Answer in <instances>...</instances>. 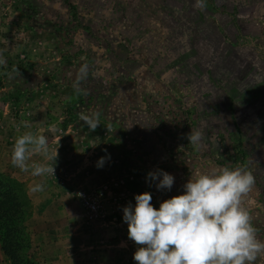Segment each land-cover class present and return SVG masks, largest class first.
Here are the masks:
<instances>
[{"label":"rangeland","instance_id":"rangeland-1","mask_svg":"<svg viewBox=\"0 0 264 264\" xmlns=\"http://www.w3.org/2000/svg\"><path fill=\"white\" fill-rule=\"evenodd\" d=\"M0 61V180L22 210L27 264H136L123 208L150 192L158 209L223 166L252 171L264 240V0H0ZM93 112L90 131L80 115ZM27 131L57 148L54 176L12 164ZM158 170L174 176L170 190L146 180ZM103 185L88 221L78 195Z\"/></svg>","mask_w":264,"mask_h":264},{"label":"clouds","instance_id":"clouds-1","mask_svg":"<svg viewBox=\"0 0 264 264\" xmlns=\"http://www.w3.org/2000/svg\"><path fill=\"white\" fill-rule=\"evenodd\" d=\"M196 6L204 7L205 0H196ZM80 119L90 131L100 125L99 112L81 114ZM200 139L199 131L188 134L189 142ZM37 154L44 159L32 160ZM57 157L48 137L32 131L18 136L12 146V164L33 177L54 176ZM174 179L163 170L146 177L158 180V190H170ZM254 183L252 171L245 166H223L191 175L184 192L162 201L158 209L151 203L150 192L135 195V205L123 208L128 238L138 246L133 260L136 264H256L264 254V240L248 207ZM31 190L42 192L44 185L38 183Z\"/></svg>","mask_w":264,"mask_h":264},{"label":"trees","instance_id":"trees-1","mask_svg":"<svg viewBox=\"0 0 264 264\" xmlns=\"http://www.w3.org/2000/svg\"><path fill=\"white\" fill-rule=\"evenodd\" d=\"M22 210L16 193L0 180V251L7 264H27L20 256Z\"/></svg>","mask_w":264,"mask_h":264},{"label":"built area","instance_id":"built-area-1","mask_svg":"<svg viewBox=\"0 0 264 264\" xmlns=\"http://www.w3.org/2000/svg\"><path fill=\"white\" fill-rule=\"evenodd\" d=\"M107 190V186L103 185L102 188L95 192H81L78 195L79 204L88 221H93L97 218L100 203H103V196Z\"/></svg>","mask_w":264,"mask_h":264},{"label":"crops","instance_id":"crops-1","mask_svg":"<svg viewBox=\"0 0 264 264\" xmlns=\"http://www.w3.org/2000/svg\"><path fill=\"white\" fill-rule=\"evenodd\" d=\"M68 233V232H67ZM65 244H66V247L64 248V249H62V252H70L69 250H68V248H67V242H65ZM68 250V251H67ZM94 259H96L95 257H94Z\"/></svg>","mask_w":264,"mask_h":264}]
</instances>
